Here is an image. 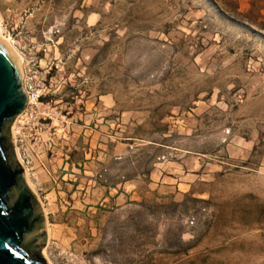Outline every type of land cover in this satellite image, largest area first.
I'll use <instances>...</instances> for the list:
<instances>
[{"label": "rangeland", "instance_id": "rangeland-1", "mask_svg": "<svg viewBox=\"0 0 264 264\" xmlns=\"http://www.w3.org/2000/svg\"><path fill=\"white\" fill-rule=\"evenodd\" d=\"M0 24L40 94L15 145L52 264H264V0H0Z\"/></svg>", "mask_w": 264, "mask_h": 264}, {"label": "water", "instance_id": "water-1", "mask_svg": "<svg viewBox=\"0 0 264 264\" xmlns=\"http://www.w3.org/2000/svg\"><path fill=\"white\" fill-rule=\"evenodd\" d=\"M22 65L0 39V264H49L48 218L19 160L12 127L28 95Z\"/></svg>", "mask_w": 264, "mask_h": 264}, {"label": "bare ground", "instance_id": "bare-ground-1", "mask_svg": "<svg viewBox=\"0 0 264 264\" xmlns=\"http://www.w3.org/2000/svg\"><path fill=\"white\" fill-rule=\"evenodd\" d=\"M0 39L3 40V41H4V42H5V43H6V44H7V45L13 50L15 56L17 57L18 61H19L20 64L22 65V69H23V72H24V78H25V79H24V82H25V84H26V81H27V80H26V71H25V66H24V63H23V58H22V56L20 55V53L17 51L18 48L16 49V47H15L14 42L12 41V39L4 35L3 28H2V26H1V24H0ZM25 86H26V85H25ZM22 116H23V113H21V114L17 117L16 122H15V126L12 127V131H13V136H14L15 143H16V133H17V132H16V123H17L18 121H20V119H21ZM18 156H19V154H18ZM19 158H20V157H19ZM19 160L22 162V164L24 165V167H25V169H26V174H27V178H28V180H29L30 185L32 186V188L35 190L36 194H37L38 197L40 198V195L38 194L37 190L35 189V187H34V185H33V182H32L31 179H30L29 171H28L27 167L25 166V164L23 163V161L21 160V158H20ZM40 199H41V198H40ZM41 202H42V200H41ZM42 204H43V202H42ZM43 207H44V205H43ZM44 210H46L45 207H44ZM45 213H46V211H45ZM46 215H47V214H46ZM47 218H48V217H47ZM48 229H49V233H50L49 221H48ZM48 242H49V241H48ZM44 256H45L47 262H48L49 264H52V262L50 261L49 257L47 256V252H46V250H44Z\"/></svg>", "mask_w": 264, "mask_h": 264}, {"label": "built area", "instance_id": "built-area-1", "mask_svg": "<svg viewBox=\"0 0 264 264\" xmlns=\"http://www.w3.org/2000/svg\"><path fill=\"white\" fill-rule=\"evenodd\" d=\"M25 85H26L25 87H26V91L28 95V104H27V108L23 112V115L27 114L29 110L31 111L38 110L39 105H40V94H38L35 86L32 83H29L27 81Z\"/></svg>", "mask_w": 264, "mask_h": 264}, {"label": "trees", "instance_id": "trees-1", "mask_svg": "<svg viewBox=\"0 0 264 264\" xmlns=\"http://www.w3.org/2000/svg\"><path fill=\"white\" fill-rule=\"evenodd\" d=\"M41 99H43V98H41Z\"/></svg>", "mask_w": 264, "mask_h": 264}]
</instances>
